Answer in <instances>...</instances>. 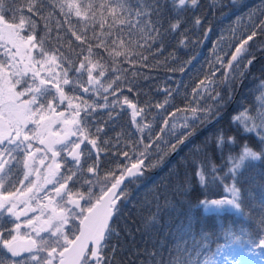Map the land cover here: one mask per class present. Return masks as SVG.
Instances as JSON below:
<instances>
[{
    "label": "snow or ice",
    "instance_id": "6c2138e0",
    "mask_svg": "<svg viewBox=\"0 0 264 264\" xmlns=\"http://www.w3.org/2000/svg\"><path fill=\"white\" fill-rule=\"evenodd\" d=\"M199 6L200 0H0V264H197L196 257L208 247L206 241L211 237L210 232L198 228L199 222L233 211L245 218L248 226H242L239 234L223 229L225 242L214 252L205 253L202 264H217L218 259L221 264H256L248 260L250 256L259 257V264H264V184L259 185V197L251 188L242 187L246 180L250 185L256 183V177L246 173L257 167L256 162L264 164V80L256 86L260 94L256 96L255 112L244 107L230 119L239 135L255 137L258 147L246 139L240 151L234 153L237 136L225 135L221 129L206 137L203 147L195 149L205 153L204 160L194 161L201 194L194 203H188L190 210L200 209L201 215L184 225L188 240L178 242L165 257L158 246L138 248L133 243L129 248L124 237L134 233L118 223L122 204L130 195L127 184L136 183L146 170L162 163L195 135L198 125L207 127L222 119L258 59L253 45L264 54V42L256 43L264 36V0H260L233 21L232 43L228 47L234 50L226 62L227 52L216 58L223 69L222 77L216 78L220 69L206 75L192 90L195 104L189 101L168 114L174 118L177 113H185L180 127L186 131L177 135L176 124L171 122L169 128L170 119L165 118L153 138V125L144 120L145 111L153 105L141 107L123 95L124 87L138 94L134 85L140 74L132 72L129 76V69L121 65L135 66L150 55L162 53L165 37L171 34L179 33V44L186 46L185 34L190 28L181 31L185 24L182 14ZM241 8H247L242 0H209L208 11L194 15L191 26L203 28L207 38L217 12L227 16L229 11ZM225 38L222 35L220 40ZM218 43L213 44L214 51ZM184 70V66L179 68L180 72ZM124 81H128L127 85ZM163 91V102L154 105L158 110H166L173 91L178 90ZM109 96L113 97L111 101ZM65 104V111H59ZM125 105L131 109L132 125L140 137L125 139L123 131L117 133L113 156L132 162L125 167L118 164V176L114 171L106 172L103 179L111 181L110 187L102 186L101 193L95 195L94 180L99 183L101 154L107 153L101 143H111L110 138L101 142V137ZM57 123L63 129L60 133L52 131ZM167 132L172 133L174 143L164 138ZM35 140L44 148H35ZM161 141L167 151L161 149ZM211 144L227 165L223 175L219 174L222 166L208 153ZM226 147L229 153L225 158ZM153 148L159 155L149 163ZM41 151L44 155L38 158ZM88 160L93 162L85 169ZM37 161L44 169L43 175L36 167ZM21 166L18 187L12 177ZM33 175L36 180L31 179ZM260 175L264 176V171ZM191 181L188 176L176 186L185 197L195 187ZM217 183L224 186L227 195L209 198L208 192ZM84 186H88L87 192L81 191ZM81 201H88L90 206L85 208ZM246 201H250L247 210ZM32 202L39 205L40 216L22 221V216L37 211ZM45 209L50 211L46 214ZM75 220H79V229L73 231L78 235L70 239L66 226L71 228ZM156 222L153 214L145 230H154ZM22 228L31 231H21ZM198 231L200 239L196 238Z\"/></svg>",
    "mask_w": 264,
    "mask_h": 264
},
{
    "label": "trees",
    "instance_id": "16d2710c",
    "mask_svg": "<svg viewBox=\"0 0 264 264\" xmlns=\"http://www.w3.org/2000/svg\"><path fill=\"white\" fill-rule=\"evenodd\" d=\"M242 2L247 5V8H241L239 10L233 9L228 12L227 16H220V13L217 12L215 18H212L209 12V17L213 19V28L209 36L205 38L203 35V28L197 30L195 27L191 26L194 15H203L208 11L209 0H200V6L198 8H190L187 12L182 14L185 19V24L182 26L181 31H183L185 27L190 28V31L185 34L188 37L186 46L179 44V40L181 39L179 33L171 34L165 37L162 53L150 55L147 61L141 62V64L146 66H141V64L135 66L130 64L121 65V67L129 69V76H131L132 72L140 74L135 78L136 84L134 85V91L138 94L129 93L127 88L124 87L123 95H127L133 102H138V105L141 107L146 103L153 105V107L148 108L144 113L145 122H150L153 125V138L155 133L159 132V128L162 126L165 118L170 119L169 128L171 127V122L176 124V129L174 131L177 135L186 131L180 127L184 122L183 116L185 113H177L174 118L169 117L168 114L175 112L176 108L185 107L189 101L195 104V99L192 96L193 88H195L197 83L201 79H204L206 75H210L213 71L220 69V65L216 59L218 56H223L225 52H227L228 55L225 56V62L230 58L231 51L234 50V48L229 49L228 47L229 44L232 43L230 29L234 26L233 21L237 16L247 12L248 8L257 6L260 0H242ZM166 26L167 23H165V27ZM240 30L243 31L242 28ZM222 35L226 37L224 40H220ZM198 41H202V43ZM216 42L219 43L214 51L213 44ZM261 42H264V36L258 38L256 43L259 44ZM253 51L256 52L258 59L251 67L250 72L244 80L243 86L239 89L235 102L229 106L223 118L207 127L198 125L195 135L189 137V139L183 145H180L175 152L167 155L162 163L155 168L146 170L144 176L138 178L136 183L127 184V190L130 195L129 199L122 204L123 211L118 223L121 228L130 227L134 233L131 237H124L129 248L132 247L133 243L138 248L147 247L152 249L158 246L163 251L164 256L167 257L169 255V250L174 249L178 242L188 240V236L186 235L188 230L184 225L190 223L194 216L198 217L201 215L200 209L190 210L188 203L189 200L194 203L196 198L201 194V190L194 176L196 167L194 161L198 162L204 160L205 153L203 151L196 152L195 149L197 146L203 147L206 137L209 135L214 136L218 130L222 129L225 135L237 136V144L232 148V152L238 153L241 145L246 139L250 145L258 147L255 137L240 136L237 129L230 123L233 114L238 113L244 107H251L253 112H255V106L258 103V101H256V96H258L260 92L256 86L260 80H264V54L256 50V45H253ZM145 55H148V53L145 52ZM187 61H191V63H186ZM181 66H184V72L179 71ZM172 69L176 70L172 71ZM222 74L223 69H220L216 73V78L220 79ZM144 77H147V79ZM127 83L128 81H124L125 85H127ZM163 89L178 91H173V95L170 98L171 103L166 106V110H158L154 105L163 102L166 95ZM117 95L119 96V93ZM112 99L113 97L109 96V101ZM98 102L103 103L104 101L99 100ZM124 107L125 110L111 123L106 129L105 135L101 137V142L103 139L110 138L111 143L109 145H103V143H101V146L107 149V153L101 154L98 176L99 183L96 185L94 183L95 186L93 187L95 195H99L101 193V187L105 185L102 184L104 179H99V177L104 178L105 173L109 171H114L118 176L120 174V167L130 166L132 162L130 160H125L121 156H113V152H115L116 149L112 147V144H115L117 133L123 131L125 139L136 140L140 137V134L136 133V129L132 125L131 109H128L126 105ZM116 111L120 112V109H116ZM104 115L106 116V111ZM187 115L191 114L188 113ZM137 119H139V117H137ZM129 132L135 133V136L128 137L127 134ZM144 137L145 141L148 142L147 131L144 133ZM164 138L170 142H175V138L171 132H167ZM160 144L162 150H168L163 141H161ZM151 151L154 155L150 157L149 163L155 161L159 155L156 153L155 148ZM208 153L218 166H222V170L219 174L223 175V172L227 169V165L222 161L221 155L216 150L214 144L208 146ZM228 153L229 149L226 147L224 149L225 158ZM92 162V160H88L84 165L85 169ZM256 163L257 167L250 169L246 173V176L256 177V183L250 185L246 180L242 187L246 189L251 188L253 193L259 197V185L264 184V176L260 175V173L264 171V164H260L259 162ZM118 164L120 167H118ZM85 174L87 175V173ZM188 176H191V182L195 187L190 196L185 197L177 190L176 186L182 184ZM227 182L226 180V183ZM108 183L105 186L109 187L110 184ZM87 188L88 186H84L81 188V191L87 192ZM224 195V186L219 183L212 186L211 190L208 192L209 198H220ZM157 205H159V211L157 210ZM249 206L250 201H246L245 209L247 210ZM153 214L157 216L155 228L154 230L146 231L145 225L148 218ZM242 226H248V221L238 214L232 213H220L217 217L201 220L198 228H203L205 231L210 232L211 237L206 241L208 247L202 249L201 255L196 257L197 264H202V261L206 258L205 253L214 252L218 245L225 242L222 235L223 229L230 228L239 234V229ZM137 228L140 230L136 231ZM196 238L200 239L199 231L197 232ZM190 243L189 241V245ZM201 243H205V241H201ZM144 259H146V257H144ZM248 260L250 262L255 261L256 264H259V257L250 256ZM217 264H221L219 259Z\"/></svg>",
    "mask_w": 264,
    "mask_h": 264
},
{
    "label": "flooded vegetation",
    "instance_id": "af4514ba",
    "mask_svg": "<svg viewBox=\"0 0 264 264\" xmlns=\"http://www.w3.org/2000/svg\"><path fill=\"white\" fill-rule=\"evenodd\" d=\"M63 105L58 109L59 111H64V110H62L63 109ZM65 108V107H64ZM66 109V108H65ZM59 128H60V125L57 123V124H54L53 126H52V131L53 132H56V133H60V131H59ZM33 144H34V147L35 148H41V149H43L44 148V146L42 145V144H40L39 143V140H35V141H33ZM43 155H44V152L43 151H41V152H39V153H37V157L38 158H40V157H43ZM48 155L49 156H51V153H48ZM62 155H64L65 156V158L66 159H70L69 157H67V155L65 154V153H62ZM59 159V158H58ZM50 161H45V164H47V163H49ZM15 167V166H14ZM36 167H40L41 168V175H43L44 174V169H43V167L39 164V162L37 161V164H36ZM22 173H23V169H22V166L20 167V169L18 170V171H16V173H15V175L12 177V180L16 183V185L19 187V179H22ZM31 179L32 180H36V176L35 175H33L32 177H31ZM99 179H103L102 177H99ZM94 183H95V181H94ZM97 183H95V185H96ZM8 187L9 188H11V184H9L8 185ZM48 188H51V185H48L47 186ZM77 187H79V185H77ZM43 194H41V196H42ZM42 202L43 203H47V200H42ZM93 202H94V200H93ZM82 203H83V206H85V208H87L88 206H90L89 205V202L88 201H82ZM21 207H22V205H21ZM32 207H34V208H36L37 209V211H35V212H33V214L35 213V215H37V216H40V208H39V205L38 204H36L35 202H32ZM45 211V213L47 214L50 210L49 209H45L44 210ZM75 211L77 212V213H79V209H75ZM28 216H29V214H28ZM34 216V215H33ZM45 217H41V219H44ZM25 219H27L26 217H21V220H25ZM78 224H79V220H75V221H72V225H71V228H69L68 226H66V230L68 231V234H69V237H70V239H73V237H74V235L76 234V232L77 231H73V229H76L77 230V228H78ZM9 227H10V225H8ZM42 234H44V233H42ZM45 235V234H44Z\"/></svg>",
    "mask_w": 264,
    "mask_h": 264
},
{
    "label": "rangeland",
    "instance_id": "374dc122",
    "mask_svg": "<svg viewBox=\"0 0 264 264\" xmlns=\"http://www.w3.org/2000/svg\"><path fill=\"white\" fill-rule=\"evenodd\" d=\"M18 87H19V86H18ZM22 99H23V98H22ZM63 106H64L65 108H67V105H66V104H65V105H63ZM64 107H63V109H62V110H64V111H65V108H64ZM189 116H190V115H189ZM30 127H31V128H34V127H36V126H35V125H30ZM62 130H63V129H62V126L60 125L59 131H60V132H62ZM73 139H75V137H73ZM107 183H108V182H107ZM107 183H106V182H104V181L102 182V184H105V185H106ZM110 183H111V182H109L108 184H110ZM105 185H104V186H105ZM225 195H227V193H226V192H225ZM84 202H85V201H84ZM81 204L83 205L82 201H81ZM84 207H85V206H84ZM231 213H232V214H236L234 211H233V212H231ZM28 214H29V216H28V217H26L27 219H28L29 217H32L33 215H34V216H37V215H35V213L33 214V212H29ZM25 220H26V219H25ZM22 221H23V220H22ZM21 231L30 232L31 230H30V229H28V228H22V229H21ZM33 235H34V233H33ZM42 235H44V234H42Z\"/></svg>",
    "mask_w": 264,
    "mask_h": 264
},
{
    "label": "water",
    "instance_id": "95a60500",
    "mask_svg": "<svg viewBox=\"0 0 264 264\" xmlns=\"http://www.w3.org/2000/svg\"><path fill=\"white\" fill-rule=\"evenodd\" d=\"M110 187V186H109ZM123 187V186H122ZM85 215H87V212H85L84 213ZM79 229V224H78V228H77V230ZM75 235H78V231L76 232V234ZM73 239H75V236L73 237Z\"/></svg>",
    "mask_w": 264,
    "mask_h": 264
}]
</instances>
